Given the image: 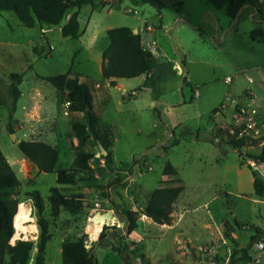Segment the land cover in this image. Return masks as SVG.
I'll use <instances>...</instances> for the list:
<instances>
[{
  "label": "rangeland",
  "instance_id": "rangeland-1",
  "mask_svg": "<svg viewBox=\"0 0 264 264\" xmlns=\"http://www.w3.org/2000/svg\"><path fill=\"white\" fill-rule=\"evenodd\" d=\"M161 1L162 20L156 7L141 0H96L82 10L85 34L76 40L63 37L56 27L27 28L15 14H0V87L6 98L10 74L24 76L12 120L9 108L0 105V149L21 182L20 203L32 210L27 225H37L30 235L35 242L38 216L30 193L38 190L44 199L52 234L46 264H62V244L83 236L88 241L93 224L101 225L90 246L100 264H264L259 241L252 243L250 237L256 235L254 227L264 231V201L254 195L248 168L260 166L264 175V165L249 158L261 152L264 138L239 153L226 144L237 132L245 136L238 124L240 109L258 106L264 118V21L251 5L231 19L227 7L216 9L207 0ZM121 27L139 29L133 33L141 35L143 46L160 65H170L163 76L157 77L159 66L148 82L123 79L127 90L102 85L99 64L109 45L106 32ZM68 71L97 84L95 111L113 131L114 168L90 138L81 148L94 154L91 171L80 175L76 186H59L65 195L82 199L83 209L75 214L61 210L53 218L48 197L58 186L57 176L39 172L18 144L47 142L60 151L58 168L71 166L78 147L72 126L85 123V117L71 110L64 115L66 96L36 78ZM166 162L177 169L184 186L171 225L141 215L138 229L127 233L117 209L125 205L142 214L155 189L173 186L175 178L162 175ZM105 226L109 236L102 247L97 240ZM248 248L252 260L241 262L239 252Z\"/></svg>",
  "mask_w": 264,
  "mask_h": 264
},
{
  "label": "trees",
  "instance_id": "trees-1",
  "mask_svg": "<svg viewBox=\"0 0 264 264\" xmlns=\"http://www.w3.org/2000/svg\"><path fill=\"white\" fill-rule=\"evenodd\" d=\"M207 1L216 9L227 7V15L231 19H235L239 11L249 4V0ZM95 2L96 0H0V14L5 12L15 14L20 23L27 28H35L37 24L46 25L50 28L62 26V36L76 40L85 34L80 21L82 10L88 6L93 7ZM141 2L156 7L160 20L163 19L162 12L165 9V4L161 0H141ZM70 10L74 11L65 23ZM258 12L264 21V10L259 9ZM106 35L109 45L102 54L103 81L135 79L142 75L151 76L159 67L158 59L143 46L141 35L134 34L131 28L109 29ZM183 65L185 66L184 63ZM36 77L50 84L58 92L66 93V101L71 103L70 110L82 113L86 121L85 123L76 122L72 126L78 140V147L74 153L73 162L67 169L58 168L60 160L58 148L43 141L22 140L18 144L23 156L39 172L56 174L58 186L50 189L48 201L51 216L58 218L61 210L75 214L83 209L82 199L65 195L59 186H76L80 175L85 176L91 171L89 162L93 159L94 154L81 148L87 145L90 138L95 139L98 145L107 152L102 159L105 160L108 167L114 168L113 131L102 125L100 114L94 110L93 88L96 86L94 81L83 79L81 74L72 71L56 76L36 75ZM9 80L10 83L7 88L9 98L4 96L0 87V105L9 108L10 120H12L17 111L18 101L23 95L20 86L24 76L20 73H12ZM185 82L186 77L183 78V83L185 84ZM111 84L114 85L115 82L112 81ZM9 131L14 132L13 125H10ZM238 133L226 142L238 153L243 148L257 147L262 143V139L239 137ZM249 158L260 165H264V147L260 153L250 155ZM248 168L253 176L254 195L257 200H264V176L251 165ZM162 175L174 177V185L155 189L149 202L144 206L142 214L125 205L117 209L120 220L126 224L127 233L131 234L138 229V221L141 215L147 216L156 224L171 225L173 205L184 191V186L183 181L178 178L177 169L170 162H166ZM20 186L21 182L18 176L0 149V264H31L32 260H34V264H46L48 243L52 239L51 224L45 216L46 205L38 190L30 193L38 216V241L17 239L12 242L15 236L14 218L20 204L17 197ZM108 228L107 226L104 227L97 240V244L102 247L106 246V240L109 236ZM254 230L256 235L251 237V242H264L261 237L264 234L263 229L254 227ZM85 238L86 236H83L75 241H65L62 244V264H100L94 254V246L88 248ZM35 248L37 252L33 255ZM249 251L250 248L242 249L239 252L241 262L252 260Z\"/></svg>",
  "mask_w": 264,
  "mask_h": 264
},
{
  "label": "built area",
  "instance_id": "built-area-1",
  "mask_svg": "<svg viewBox=\"0 0 264 264\" xmlns=\"http://www.w3.org/2000/svg\"><path fill=\"white\" fill-rule=\"evenodd\" d=\"M230 81V79H228ZM198 96V92H197ZM71 103L66 101L63 108V114L68 115L70 110ZM238 123L241 127H243V131L240 132L241 135L248 136L254 139H262L264 138V118L260 114L259 107L251 106L250 109L242 108L238 112ZM242 120V121H241ZM242 137V136H241ZM263 143V140H262ZM264 147V144L262 145ZM259 250L264 251V242L257 243ZM213 251V249H208ZM230 252V250L228 249Z\"/></svg>",
  "mask_w": 264,
  "mask_h": 264
},
{
  "label": "bare ground",
  "instance_id": "bare-ground-1",
  "mask_svg": "<svg viewBox=\"0 0 264 264\" xmlns=\"http://www.w3.org/2000/svg\"><path fill=\"white\" fill-rule=\"evenodd\" d=\"M30 220H31V217H30L29 208L27 207L26 203H23V202L20 203L19 207H18L17 214H16L15 219H14V228L16 230V233H15V236H14L12 242L17 240V239H22L25 241L30 240V235L33 232L37 231V228L35 229V227H34L32 229L27 225V223ZM100 228H101L100 224H93L91 227L88 228V232H89L91 239L93 241L97 239Z\"/></svg>",
  "mask_w": 264,
  "mask_h": 264
},
{
  "label": "crops",
  "instance_id": "crops-1",
  "mask_svg": "<svg viewBox=\"0 0 264 264\" xmlns=\"http://www.w3.org/2000/svg\"><path fill=\"white\" fill-rule=\"evenodd\" d=\"M248 5H251L252 6V8H254L255 10L256 9H263L264 10V0H249V4ZM68 18H69V16L67 17V19H66V21H65V23L67 22V20H68ZM80 21H81V19H80ZM61 27L62 26H60V27H56V28H58V30L61 32ZM55 28V27H54ZM132 30H137L138 32H139V29H137V28H131ZM50 30H52V29H50ZM49 30V31H50ZM108 31V30H107ZM107 33V32H106ZM108 47V46H107ZM106 47V48H107ZM105 48V49H106ZM104 49V50H105ZM104 50H103V52H104ZM103 54V53H102ZM51 56V54L49 55V57ZM99 66H100V70H101V75H102V60H101V63L99 64ZM159 66H163V68H162V71H161V73L159 74V75H157V68H156V70L154 71V73L151 75V76H147V75H142V76H140V77H138V78H141L142 80H144V79H151L152 80V76L155 74V75H157V77H161V76H163L164 74H165V72H167L168 71V69L170 68V65L169 64H163V65H159ZM79 74H81L83 77H84V75L82 74V73H80V72H78ZM103 77V76H102ZM37 78V77H36ZM136 79V78H135ZM148 80H147V82H148ZM112 81H114L115 82V84L113 85V84H111V82ZM103 83H102V85H104V86H114V87H118L119 89H122V91H124V90H127L126 89V86H125V83H124V81H123V79H112V80H106V81H102ZM97 85V84H96ZM109 92V91H108ZM59 94H61L62 96H66V93H61V92H59ZM36 95H40V93H37ZM66 98H67V96H66ZM156 99L155 100H157V99H159V98H157V97H155ZM34 101H36V99L34 98L33 99V101H32V103L34 102ZM33 104H31V106H30V108H29V112L30 111H32V108H33ZM17 109H18V106H17ZM94 110H95V104H94ZM29 114V113H28ZM28 114H26V115H28ZM27 117V116H26ZM30 118V115L27 117V119H29ZM44 142V141H43ZM47 143V142H46ZM260 165V164H259ZM259 171L261 170V167L260 166H258V167H256ZM264 176V175H263ZM258 201H260V200H258ZM262 201H264V200H261V202ZM261 219H263L262 217H261ZM263 226H264V224H263ZM262 227V226H261ZM254 235H251L250 237H253ZM251 255V254H250ZM252 256V255H251ZM213 258H211V260H212Z\"/></svg>",
  "mask_w": 264,
  "mask_h": 264
},
{
  "label": "water",
  "instance_id": "water-1",
  "mask_svg": "<svg viewBox=\"0 0 264 264\" xmlns=\"http://www.w3.org/2000/svg\"><path fill=\"white\" fill-rule=\"evenodd\" d=\"M14 136V135H13ZM14 138H15V136H14ZM101 147V149H102V151H104V156L107 154V152L103 149V147L102 146H100ZM19 207V206H18ZM30 213H32V210L30 211ZM15 219V218H14ZM35 228L37 227V225H35L34 226ZM262 237V239H264V234L261 236ZM33 240H35V239H33ZM14 242V241H13ZM93 242L94 241H91L90 239L88 240V241H86V245H87V247L88 248H90V246L93 244Z\"/></svg>",
  "mask_w": 264,
  "mask_h": 264
}]
</instances>
